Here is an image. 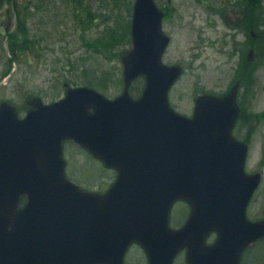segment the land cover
<instances>
[{
    "label": "water",
    "instance_id": "water-1",
    "mask_svg": "<svg viewBox=\"0 0 264 264\" xmlns=\"http://www.w3.org/2000/svg\"><path fill=\"white\" fill-rule=\"evenodd\" d=\"M163 17L155 0H135L124 91L115 98L66 83L59 100L31 97L24 118L1 101L0 264H125L133 243L150 264H173L184 248L189 264H240L264 238V218L247 214L263 174L246 171L248 144L233 134L239 82L223 96L199 95L192 116L177 112L169 93L183 67L163 61L171 40ZM140 76L145 86L134 97ZM67 140L116 170L107 191L67 176ZM21 195L28 204L18 211ZM178 200L190 213L173 228Z\"/></svg>",
    "mask_w": 264,
    "mask_h": 264
},
{
    "label": "rangeland",
    "instance_id": "rangeland-1",
    "mask_svg": "<svg viewBox=\"0 0 264 264\" xmlns=\"http://www.w3.org/2000/svg\"><path fill=\"white\" fill-rule=\"evenodd\" d=\"M84 1L98 16L96 23L85 30L75 21L69 0L30 1L33 14L27 35L41 43V55L31 54L30 61L18 57V43L24 35L18 30L13 7L3 6L0 17V102H11L20 116L26 115L31 107L29 99L33 96L41 97L46 103L64 97L66 82L71 86L92 87L109 98L124 91L122 56L131 49L132 37L130 42L112 50H105L95 43L88 46V43L105 37L113 28L121 31L128 21H132L135 0ZM155 1L162 10L166 6L169 12L163 20V29L171 42L163 61L183 67L182 75L169 93L171 106L177 112L192 116L199 95L223 96L239 82L237 101L242 114L234 131L249 145L246 170L263 174L249 204L248 216L251 220L262 219L264 0H251L244 20L233 10L239 0ZM252 49L254 59L249 61ZM95 80L100 87L88 84ZM131 92L134 97L139 96H135L133 90ZM65 149L66 172L71 179L85 190L101 192L109 187L115 172L105 168L100 161L89 160L87 151L73 142L66 143ZM104 169L107 172L104 173ZM187 216V205L178 201L173 207L170 223L179 227ZM214 238L215 234L210 241ZM137 247L134 245L132 250ZM254 250H264V242L260 241ZM127 262L134 264L132 256Z\"/></svg>",
    "mask_w": 264,
    "mask_h": 264
},
{
    "label": "trees",
    "instance_id": "trees-1",
    "mask_svg": "<svg viewBox=\"0 0 264 264\" xmlns=\"http://www.w3.org/2000/svg\"><path fill=\"white\" fill-rule=\"evenodd\" d=\"M31 0H0V17L3 13V6L9 5L13 7V14L17 21V26L19 27L18 30L24 35V38L18 43V57L21 60H27L30 61L31 54L39 57L41 55V43L36 38H31L27 35L28 33V23L30 20V17L33 14V3L30 2ZM72 13L74 16L75 21L79 26H81L84 30L87 29L88 26H92L97 21V14L92 11L87 6V3L84 0H69ZM131 12V10L129 11ZM121 31L111 29L109 33L105 35V37H100L98 39H95L88 43V46L93 45L94 43L100 45L99 47H102L105 50H112L119 44H124L126 41H131V21H128L122 28ZM17 59V58H16ZM18 60V59H17ZM16 60V61H17ZM94 77V76H93ZM95 78V77H94ZM93 78V81H94ZM97 80L95 82H89V85L100 87L99 84H97ZM87 84V85H88ZM145 85V80L143 77H139L135 80L133 84V93L135 96L140 95L143 87ZM89 155V153H87ZM89 160L91 158L95 161V158H93L91 155H89ZM107 172L106 169H104V173ZM114 178V175L111 177ZM261 242H264V238L260 240ZM255 243L252 247H250L248 250H254L258 247L259 242ZM258 260L254 261L255 264H260L258 261L261 262V257H257ZM262 261H264V257L262 258Z\"/></svg>",
    "mask_w": 264,
    "mask_h": 264
},
{
    "label": "flooded vegetation",
    "instance_id": "flooded-vegetation-1",
    "mask_svg": "<svg viewBox=\"0 0 264 264\" xmlns=\"http://www.w3.org/2000/svg\"><path fill=\"white\" fill-rule=\"evenodd\" d=\"M172 1L173 0H167V3H171ZM250 3H251V0H239L236 3V8H234L233 10L235 13H237L236 15H239L240 19H242V18H243V20L245 19V17H246L245 12L248 11ZM234 6L235 5H231V7H234ZM163 9H164L163 10L164 11V20H165L168 16L169 12H168L166 6H164ZM240 119L237 122L235 128L238 126ZM235 135L237 137H239L236 132H235ZM27 204H28L27 195H21L19 197L16 210H18V211L23 210L27 206ZM134 245H136L138 247H137V249L132 250V247ZM129 256H132V260H133L134 264H150L146 251L137 243H134L133 245H131L129 247V249L127 250V252L125 254V263L126 264H128L127 261H128ZM257 257H261V262L259 260L258 263L264 264V261H262V258L264 257V250H244L242 253V256H241L240 264H255L254 261L258 260ZM173 264H189L187 261V250L186 249L181 250L176 255V257L173 261Z\"/></svg>",
    "mask_w": 264,
    "mask_h": 264
}]
</instances>
